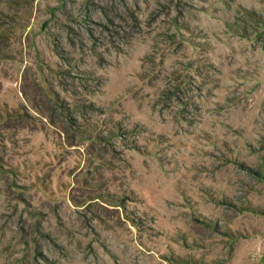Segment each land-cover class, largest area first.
Instances as JSON below:
<instances>
[{"label": "rangeland", "instance_id": "1", "mask_svg": "<svg viewBox=\"0 0 264 264\" xmlns=\"http://www.w3.org/2000/svg\"><path fill=\"white\" fill-rule=\"evenodd\" d=\"M0 264H264V0H0Z\"/></svg>", "mask_w": 264, "mask_h": 264}]
</instances>
